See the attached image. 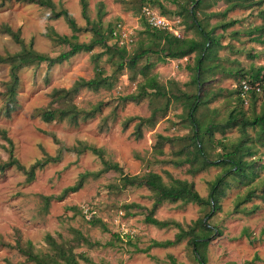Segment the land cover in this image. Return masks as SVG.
<instances>
[{"label": "rangeland", "instance_id": "1", "mask_svg": "<svg viewBox=\"0 0 264 264\" xmlns=\"http://www.w3.org/2000/svg\"><path fill=\"white\" fill-rule=\"evenodd\" d=\"M154 1L153 5L148 3L153 13L160 12L158 4L168 12L177 9L171 0ZM206 1L210 3L213 0ZM51 2L55 10L65 9L80 30L72 32L61 17L50 19L49 9L46 7L35 3L0 0V55L20 54L30 43L36 53L55 56L67 50V45L53 41L48 36L51 31L65 36L75 34L76 41L89 42L92 38L91 31L84 28L88 29L91 24L105 30L108 25L118 21L125 31H130L131 41L123 48L125 57L137 50L138 41L144 36L140 33L143 30L138 14L140 0H86V17L81 14L79 0ZM227 4L223 0H217L205 11H222ZM262 9L264 0L252 7L227 11L225 17H207V28L218 21L238 20L224 31L216 28L213 32L220 35V47L213 52V59L207 62L213 67V73L206 74L207 81L203 85V90L208 93L203 97L205 104L202 109L214 111L208 117L221 120L226 116L227 109L236 104L235 95L231 92L235 90L236 81L227 77L228 72L245 71L250 67L264 65V46L248 41L243 33L247 27L261 23L257 14ZM164 16L177 36H193L191 31H185L181 21L176 23V16ZM196 16L202 18L198 12ZM99 50L95 46L90 52L74 54L50 67L40 63L19 69L14 97L16 105L8 116L1 113L8 67L0 63V129H4L10 139L14 157L27 168L45 155H55L59 144L80 149L81 144L85 143L102 149L103 157L116 162L128 175L149 172L159 175L163 182L168 181L167 175L185 179L193 183L200 196L205 197L208 182L220 173L218 166L209 167L191 176L186 172V165L173 166L166 163L165 160L175 158L168 143L162 145L161 154L152 151L158 134L175 136L187 131V126L182 127L185 113L179 101L171 102L165 115L159 117L154 126L142 128L141 137L138 139L132 135L136 120L130 122L125 130L121 129L120 123L126 117H146L149 113L147 99L136 104L117 105L114 118H111L110 110L117 104V97L135 91L136 83L141 80L136 77L134 81H130L126 69L116 74L111 88H100L97 91L82 89L73 97L72 102L76 107L84 110L98 101L103 102L101 111L94 117L70 125L64 119L45 123L35 115V110L48 104V93L52 88L68 87L77 77H91L94 64L103 70V75L113 74V65L109 63L107 54L95 58L94 54ZM113 59L117 60V57L113 56ZM194 64L193 53L181 59L156 63L150 73L154 74V84L159 88L165 86L167 81H174V87L191 93L194 91L190 82L194 74ZM169 87L172 88L173 85L170 84ZM244 99L242 106L245 109L247 99ZM259 103L260 99L255 103V111H258ZM52 105L62 106L57 102ZM103 120L106 129L99 131L98 126ZM248 131L251 135V131ZM214 136L216 139L223 137L232 142L237 139L238 131L231 128L223 135L215 133ZM254 146L258 157L257 164L262 165L258 170V177L250 185L234 181L221 198L220 209L204 218L217 228L207 239L206 264H264V200L252 192L234 210L236 202L250 188H257L260 183H264V146ZM6 158V144L0 138V160ZM100 167L98 157L84 150L80 153L62 152L57 162L35 169L34 177L29 182L14 167L0 172V240L9 244H13L16 239L22 242L29 240L35 250H43V236L48 233L55 238L60 235L66 239L74 247V253H82L94 264H169L166 257L168 254L177 262L197 264L185 240L166 248L153 247L148 251L149 256L132 251L133 247L126 243L128 237L137 247L143 248L150 240L171 239L176 230L157 228L143 222L146 209L154 199L153 194L145 187H126L121 191L111 189L109 185L117 184L118 181L116 172L108 171L97 178L88 177L80 189L66 195L62 200H50L43 211L40 196H56L62 188L73 184L79 173L97 171ZM72 206L76 209H67ZM208 209L196 204L164 202L157 207L154 217L189 223L203 217ZM91 216L99 218L105 224V230L86 223ZM22 260L23 257L15 249L0 247V264L6 261L14 264Z\"/></svg>", "mask_w": 264, "mask_h": 264}, {"label": "trees", "instance_id": "2", "mask_svg": "<svg viewBox=\"0 0 264 264\" xmlns=\"http://www.w3.org/2000/svg\"><path fill=\"white\" fill-rule=\"evenodd\" d=\"M25 3H35L39 6L49 9L48 17L57 19L59 17L67 23L72 32H78L73 18L69 16L63 8L55 10L51 0H15ZM176 4L177 9L173 12L166 11L158 4V14H173L176 16V23L181 21L185 31H191L192 37H180L171 31L150 27L145 17L141 14L142 7L151 8L154 0H140L138 14L142 20L143 30L140 32L144 36L138 41L136 51H132L127 57L124 56L125 47L117 46L113 31L118 21L108 25L102 30L91 24L84 28L90 30L92 38L89 42L76 41V35L70 36L58 35L51 31L48 36L57 43L67 45V50L58 53L55 56H46L36 53L28 43L27 48L20 54L5 53L0 55V63L7 65L8 80L5 82L4 103L1 110L5 116H8L15 109V87L17 85V72L22 67L31 64L45 63L48 67L59 64L67 60L74 54L80 52H90L95 46L100 50L95 55L98 58L101 54L108 55V61L113 65L112 75H103V70L94 64V72L91 77H77L68 87H55L48 93L49 100L45 107L35 110V115L45 123L60 121L64 119L70 125H76L79 120H85L94 117L101 111L103 102H96L89 109L84 110L76 107L72 102L73 97L82 89L97 91L100 88L109 89L113 84L116 74L123 69L128 70V79L134 81L136 77L141 80L136 83L135 91L117 97V104L110 110L111 118H114L115 107L126 103H139L147 99L149 113L146 117H126L121 121V129L125 130L128 124L136 120L133 125L132 135L138 139L141 137V130L144 127H152L157 119L165 115L171 102L179 101L184 109L185 117L183 126H187V131L182 135L163 136L158 134L152 145V151L161 154V147L168 143L172 148V155L175 158L165 160L173 166L186 165L187 174L193 176L206 170L209 167L218 166L220 173L208 182L207 194L200 196L195 190L193 183L185 179L172 178L167 175L168 181L163 182L157 174L145 172L143 174L128 175L124 173L116 162L108 161L103 157V151L92 145L81 144L78 149L75 146L58 145L55 155H45L36 160L32 165L25 168L19 163L12 153V143L6 136L5 130L0 129V138L6 144L7 158L0 160V172L14 167L20 170L29 182L34 177V171L47 163H54L60 159L62 152L80 153L84 150L98 157L101 167L97 171H84L78 174L77 179L71 185L65 186L56 196H40L43 201V211L46 210L49 201L52 199L62 200L66 195L76 192L81 188L88 177L97 178L101 174L113 171L118 175L117 184H110L109 187L116 191H121L126 187H145L153 194L154 199L148 209H146L143 222L157 228H174L176 231L171 239L161 241L150 240L149 243L139 248L127 238V244L133 247V252L144 253L149 256L148 251L153 247L166 248L178 244L182 240L190 246L193 259L197 264H206L205 250L208 237L217 230L216 226L209 223L207 216L220 209L219 202L226 194V190L232 183L250 185L254 178L258 177V170L262 165L257 164L255 144L264 146V65L250 67L245 71L228 72L227 77L235 79L236 87L231 92L235 95V105L226 111V116L221 120L208 117L213 110L202 108L205 101L203 97L207 91L203 90V85L207 81L206 74H212L213 67L208 65V60L213 59V52L220 47L218 39L220 35L213 32L216 28L221 31L233 26L238 20L227 19L218 21L215 25L207 28V17H225L227 11L247 8L261 3V0H223L228 3L222 11L206 12L205 9L215 4L217 0L208 3L206 0H171ZM81 14L85 16L86 0H79ZM196 12L202 15L204 20L196 16ZM261 23L247 27L243 33L248 37V41L264 46V9L259 10L258 14ZM166 18V17H165ZM88 23V21H87ZM238 33L237 31H234ZM114 40V41H113ZM112 41V42H111ZM195 55V64L193 66V77L190 82L194 86V91L189 93L180 91L174 87V81H167L162 88L157 87L154 74L150 69L156 63H163L166 60L181 59L191 54ZM263 56H264V52ZM116 56L117 60L112 57ZM153 56V59L151 57ZM252 57V56H251ZM256 57V55H254ZM126 58V59H125ZM143 59V60H141ZM245 82L249 88L245 91L241 88V82ZM173 87L170 88L169 85ZM257 89V90H256ZM260 94V95H259ZM259 95V96H258ZM247 99V107L244 109L242 104ZM260 99L258 111H255V103ZM57 102L60 107H52V103ZM235 128L238 131V137L232 142L225 138H215V133L223 135L228 129ZM106 129L105 120H103L98 130ZM251 131V135L249 131ZM53 138V137H52ZM54 142L57 143L55 138ZM218 148V151L214 149ZM259 191V193H255ZM264 200V183H260L257 188L250 190L243 195L235 204L234 210L238 209L239 203L247 200L252 194ZM196 204L200 207L209 208L201 218H196L189 223H180L171 219H157L154 212L162 203ZM129 207V206H128ZM67 209H76L68 207ZM86 223L92 226H98L105 230V224L97 217L91 216ZM219 232V231H218ZM117 237V234H115ZM127 237V236H126ZM44 249L35 250L29 240L20 241L16 239L13 244L0 240V247L15 249L23 260L14 264H94L82 253H74V247L60 235L53 237L46 233L43 236ZM169 264H183L177 262L171 255H167ZM82 261V263H79ZM4 264H10L6 261Z\"/></svg>", "mask_w": 264, "mask_h": 264}, {"label": "built area", "instance_id": "3", "mask_svg": "<svg viewBox=\"0 0 264 264\" xmlns=\"http://www.w3.org/2000/svg\"><path fill=\"white\" fill-rule=\"evenodd\" d=\"M150 10L151 9L147 7H142L141 9V14L145 17L146 22L150 27L157 28V29H164V30L166 29L176 34V31L171 29L170 24L167 22L165 17L159 14L153 13ZM130 33H131L130 31H125L124 28L120 25V23H117L112 33L114 36V40L117 42L116 43L117 46L127 47L129 42L131 41ZM241 88L243 91H245L249 88V86L245 82L242 81Z\"/></svg>", "mask_w": 264, "mask_h": 264}]
</instances>
